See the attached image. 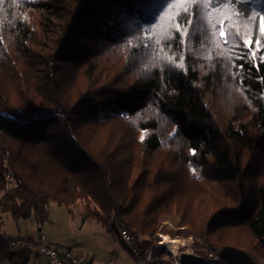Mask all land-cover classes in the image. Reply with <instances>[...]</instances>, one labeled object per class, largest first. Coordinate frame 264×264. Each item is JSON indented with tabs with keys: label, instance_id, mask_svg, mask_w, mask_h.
I'll use <instances>...</instances> for the list:
<instances>
[{
	"label": "trees",
	"instance_id": "1",
	"mask_svg": "<svg viewBox=\"0 0 264 264\" xmlns=\"http://www.w3.org/2000/svg\"><path fill=\"white\" fill-rule=\"evenodd\" d=\"M261 16L264 0H4L0 213L40 225L55 203L121 242L119 224L148 264H171L173 218L192 254L264 264ZM14 240L0 262L28 264Z\"/></svg>",
	"mask_w": 264,
	"mask_h": 264
},
{
	"label": "rangeland",
	"instance_id": "2",
	"mask_svg": "<svg viewBox=\"0 0 264 264\" xmlns=\"http://www.w3.org/2000/svg\"><path fill=\"white\" fill-rule=\"evenodd\" d=\"M262 37L264 38V33H262ZM257 41L259 43H256V46L261 44L262 40L258 39ZM180 229L176 226L175 219H163L160 222L158 243H163L161 238L163 235L170 238V236L165 235L166 232L171 234ZM0 233L12 239L25 236L36 237L42 234L49 243L52 242L51 244L70 251L82 264H91V262L93 264H136L135 259L126 249L127 247L117 239L114 233L106 231L94 222L81 223L77 215L69 213L65 207L55 203L48 205L47 220L40 225H37L31 219L28 221H14L8 214L0 213ZM177 239L184 241V243L183 246L178 247L176 255L192 253L191 239ZM169 254L172 261L176 255ZM213 262L214 264H222L218 259L213 260ZM0 264L9 263L3 261Z\"/></svg>",
	"mask_w": 264,
	"mask_h": 264
},
{
	"label": "built area",
	"instance_id": "3",
	"mask_svg": "<svg viewBox=\"0 0 264 264\" xmlns=\"http://www.w3.org/2000/svg\"><path fill=\"white\" fill-rule=\"evenodd\" d=\"M115 229L122 244L129 248L136 264H148L153 262L152 252L154 248L142 252L135 246L130 234L121 225L115 224ZM10 247L12 250H19L21 248L28 249L33 256L39 259V264H81L70 251L49 243L42 234L36 237L25 236L23 238H18L11 242ZM214 260H216V258H214ZM209 263L214 264L213 261ZM171 264H179L177 255L173 257Z\"/></svg>",
	"mask_w": 264,
	"mask_h": 264
},
{
	"label": "water",
	"instance_id": "4",
	"mask_svg": "<svg viewBox=\"0 0 264 264\" xmlns=\"http://www.w3.org/2000/svg\"><path fill=\"white\" fill-rule=\"evenodd\" d=\"M159 249L166 251L165 244H159ZM177 261L179 264H210L207 260L202 257L196 256L192 253H180L177 255Z\"/></svg>",
	"mask_w": 264,
	"mask_h": 264
},
{
	"label": "snow or ice",
	"instance_id": "5",
	"mask_svg": "<svg viewBox=\"0 0 264 264\" xmlns=\"http://www.w3.org/2000/svg\"><path fill=\"white\" fill-rule=\"evenodd\" d=\"M3 2H4V0H0V4H2ZM259 32L264 33V16H261V18L259 20ZM220 35H221V37L224 38L225 43H228L232 39V33L231 32H225V31L221 30ZM256 43H259V41H256ZM244 44L249 49H251V47L253 45V41L247 40V41H244ZM240 67H243V66L241 65Z\"/></svg>",
	"mask_w": 264,
	"mask_h": 264
},
{
	"label": "bare ground",
	"instance_id": "6",
	"mask_svg": "<svg viewBox=\"0 0 264 264\" xmlns=\"http://www.w3.org/2000/svg\"><path fill=\"white\" fill-rule=\"evenodd\" d=\"M163 240V244H165L166 249L169 253L176 255L179 246H183L184 241L177 238H169L167 236L161 237Z\"/></svg>",
	"mask_w": 264,
	"mask_h": 264
},
{
	"label": "crops",
	"instance_id": "7",
	"mask_svg": "<svg viewBox=\"0 0 264 264\" xmlns=\"http://www.w3.org/2000/svg\"><path fill=\"white\" fill-rule=\"evenodd\" d=\"M51 242V241H50ZM52 243V242H51ZM53 245H55V244H53ZM76 257V256H75ZM78 259V258H77ZM116 261L118 262V260L116 259ZM115 261V262H116ZM33 263V264H39V259L36 257V256H33L32 258H31V260H30V262H29V264L30 263ZM81 263V262H80ZM82 264V263H81ZM91 264H93V262H91Z\"/></svg>",
	"mask_w": 264,
	"mask_h": 264
}]
</instances>
